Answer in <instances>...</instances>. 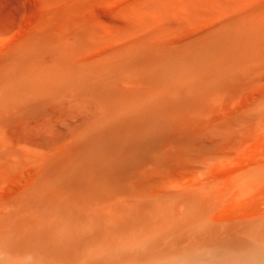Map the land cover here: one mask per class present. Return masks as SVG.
<instances>
[{"label":"rangeland","instance_id":"374dc122","mask_svg":"<svg viewBox=\"0 0 264 264\" xmlns=\"http://www.w3.org/2000/svg\"><path fill=\"white\" fill-rule=\"evenodd\" d=\"M264 264V0H0V264Z\"/></svg>","mask_w":264,"mask_h":264},{"label":"clouds","instance_id":"9594fccd","mask_svg":"<svg viewBox=\"0 0 264 264\" xmlns=\"http://www.w3.org/2000/svg\"><path fill=\"white\" fill-rule=\"evenodd\" d=\"M17 264H28V258H20Z\"/></svg>","mask_w":264,"mask_h":264}]
</instances>
